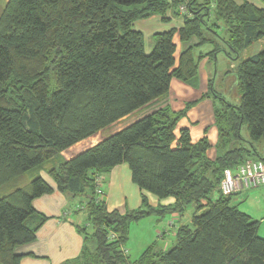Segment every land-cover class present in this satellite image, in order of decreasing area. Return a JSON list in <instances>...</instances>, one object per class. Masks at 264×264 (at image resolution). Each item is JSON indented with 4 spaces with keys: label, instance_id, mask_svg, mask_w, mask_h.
<instances>
[{
    "label": "trees",
    "instance_id": "obj_1",
    "mask_svg": "<svg viewBox=\"0 0 264 264\" xmlns=\"http://www.w3.org/2000/svg\"><path fill=\"white\" fill-rule=\"evenodd\" d=\"M0 7V264H20L15 248L34 241L47 219L31 202L51 193V185L39 175L21 179L51 159L48 174L57 189L86 201V220L75 227L82 250L63 264H264L258 222L232 203L237 194L218 189L224 169L247 159L264 162V48L236 66L239 104L213 91V160L206 136L192 142L186 128L175 135L193 103L177 112L168 105L152 109L63 156L164 97L172 79L194 81L202 57L195 47L209 44L208 55L224 51L237 60L264 39V7L248 0H6ZM169 10L182 16V25L153 33L145 52L134 22ZM175 35L182 43L197 40L177 61ZM121 163L140 190L173 197V204L151 207L142 196L136 209L108 211L102 177ZM189 207L191 221L176 228L173 246L153 243L135 259L124 251L131 222L164 212L183 216Z\"/></svg>",
    "mask_w": 264,
    "mask_h": 264
},
{
    "label": "crops",
    "instance_id": "obj_2",
    "mask_svg": "<svg viewBox=\"0 0 264 264\" xmlns=\"http://www.w3.org/2000/svg\"><path fill=\"white\" fill-rule=\"evenodd\" d=\"M235 1L238 3L241 2V0ZM248 1L258 7H264L263 0H258L259 5L251 0ZM182 23V16L175 15L170 11L164 16L152 15L146 19L137 20L134 22V28L143 33L144 50L145 52H149L153 45V33L178 28ZM139 24H141V27L145 30L141 28ZM196 42V39H192L189 43H182L178 40L177 35H175L174 43L176 44V50L174 55L176 61L178 60L181 51L189 45L196 44ZM203 46H209L210 49H201ZM211 50L209 44L195 47V56L202 57L199 59L198 72L194 81L189 84L172 79L169 91L164 97L142 107L143 111H140L139 113H136L137 111H135L132 113L135 116H132V114L128 116H132L131 120L133 121L150 110L161 108L165 105H168L171 110L177 112L184 109L187 103H193L178 120L174 131L175 135L178 136L179 131L186 128L189 130L192 142H196L203 136H206L210 143V148L206 151V155L209 159L213 160L217 154L215 144L218 138L213 112V91L222 95L215 90V81L217 82L222 75L226 78L229 74L228 72H235L240 56L237 60H230L224 51H219L214 55H208ZM213 68H215L214 74L212 73ZM234 80L236 86V79ZM128 116L126 117L128 118ZM110 133L111 132H107L106 134L109 135ZM100 139L101 138L98 135L91 137L88 139L89 142L87 145L80 149V144L85 142L81 141L75 144L69 149V151L63 152V156L70 158L86 147L96 144ZM260 151L262 152V155H264V147H262ZM52 160L53 159L49 161L52 162ZM49 161L43 164L39 169H35L34 173L27 178V180L29 178L31 180V178L36 175L41 176L51 185L52 192L37 197L31 202L32 207L36 211L45 215L47 219L36 231L34 241L15 248V252L22 255L20 264H63L65 261L78 256L84 244L83 236L77 232L75 227L84 224L86 220V201H84L82 197L62 193L57 189L56 184L48 174V169L51 168L55 162L50 163ZM102 178L104 180L102 187L104 191L103 201L108 211L116 209L119 212L124 213L125 211L136 209L141 206L142 196L147 199V202L151 207L156 208L167 206L174 202L173 197L159 199L150 192L140 190L131 181L130 171L126 163H121L112 167ZM24 182H26V180ZM242 195H244L242 201H244L248 210L242 211L238 207L237 208L248 214L252 219L256 220L258 222L257 234L264 235V185L255 188L254 191L242 193ZM186 213L187 210L183 216H180L177 213L164 212L162 215L151 214L142 218L150 220L148 222L151 226L150 235L145 239L143 247L147 248L153 244V242L150 243L153 233L157 234L158 237H164L165 228L162 230L163 232H161L160 229L163 228L166 220L169 221L168 225L174 227L175 230L180 224L189 223L192 216L188 217L189 214ZM184 216H186L185 220ZM158 237L155 239V246L162 250L168 249L165 244L164 246L158 245L160 242V240H157ZM125 249L130 256L131 248L125 244ZM130 258L132 257L130 256Z\"/></svg>",
    "mask_w": 264,
    "mask_h": 264
},
{
    "label": "rangeland",
    "instance_id": "obj_3",
    "mask_svg": "<svg viewBox=\"0 0 264 264\" xmlns=\"http://www.w3.org/2000/svg\"><path fill=\"white\" fill-rule=\"evenodd\" d=\"M5 1L6 0H0V6H3V4H4ZM251 1L254 2L255 4H258L259 5V1L258 0H251ZM0 9H1V7H0ZM167 12H170V10L167 11ZM139 25L141 27V24H139ZM141 28H143V27H141ZM145 42H146V39H145ZM263 48H264V39H262V40H260L258 42L253 43L252 46H250L249 48H247L245 51L241 52L238 61H240V60H242L244 58H247V57H249V56H251V55L259 52ZM201 49H210V47L209 46H203ZM214 71H215V68H213V72H212L213 74H214ZM228 73L229 74H228V76L226 78H224L223 75H222L221 78L218 79L217 82L215 81V87H216L215 90L217 92H220L223 95V97L226 98V100L228 102L233 103V104H239L240 103V95H239V92L237 91L236 86H235V80H234L235 79V73L234 72H228ZM142 109L143 108L137 110L136 113H139L140 111H143ZM132 116H135V115L132 114ZM132 116H128V118L127 117L126 118H122L121 120H119L115 124H113V125L105 128V129H103L97 135L101 139L104 138V137H106L107 136V134H106L107 132L116 131L119 128H121L122 126H124L125 124H128V123L132 122V120H131V117ZM133 118H135V117H133ZM243 135L244 136H248V131H247L246 127H243ZM88 142H89V140H85V142H83L82 144H80V146H79L80 149L82 147L86 146ZM55 161H56V159H54V162ZM49 162L52 163L53 160H52V162L51 161H49ZM34 171L35 170H32V171L27 172L22 177V179H21L22 182L21 183L23 184V183H26V182L30 181V178L28 180H27V178L30 177V175L32 173H34ZM25 180H26V182H24ZM254 190L255 189L246 190L245 192H247V191H254ZM245 192H243V193H245ZM242 197L244 199V195H242V193L237 194V195L233 196L232 202L234 204H236L237 207L240 210H242V211L248 210L246 208V205H245L244 201H242L243 200ZM213 198H215V194L213 195ZM192 212H193L192 208L187 209V213L186 214H189L188 217H191L192 216ZM185 219H186V216H184V220ZM148 221H150V220L140 219L138 221L131 222V224L129 225V228H128V238H127L125 244H126V246H129L131 248L130 256L132 257V259L137 258L141 254V252L144 250V248H145V247H143V244L145 242V239H147L149 237L150 232H151V226H150V223ZM168 223H169V221L166 220L164 222L163 228L160 229L161 232H163L162 230H164V228H165L164 237L163 238L158 237L157 234L153 233L152 234L153 237H151L152 239H151L150 243H152V242L154 243L156 237H158L157 240H160V242L158 243V245L164 246V244H165V245H167L168 248H170L171 246L174 245V241H175L174 231H175V228L172 227V226H169ZM154 232H156V231H154ZM258 235L261 236V237H264V235H260L259 233H258ZM115 236H116L115 234L114 235L111 234V237L117 238Z\"/></svg>",
    "mask_w": 264,
    "mask_h": 264
},
{
    "label": "built area",
    "instance_id": "obj_4",
    "mask_svg": "<svg viewBox=\"0 0 264 264\" xmlns=\"http://www.w3.org/2000/svg\"><path fill=\"white\" fill-rule=\"evenodd\" d=\"M264 185V162L247 159L234 168L223 170L219 191L223 195L240 194ZM97 190L100 193V186ZM101 194V193H100ZM126 252V249L124 250Z\"/></svg>",
    "mask_w": 264,
    "mask_h": 264
}]
</instances>
